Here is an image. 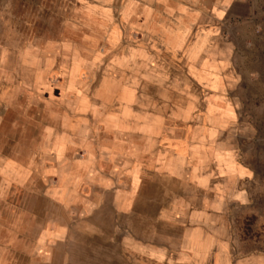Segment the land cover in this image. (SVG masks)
<instances>
[{
    "label": "rangeland",
    "instance_id": "obj_1",
    "mask_svg": "<svg viewBox=\"0 0 264 264\" xmlns=\"http://www.w3.org/2000/svg\"><path fill=\"white\" fill-rule=\"evenodd\" d=\"M147 2L0 0V264H110L92 246L99 229L112 230L127 216L112 208L109 188L88 194L80 147L56 155L50 142L135 105L122 87L167 123L187 122L189 142L212 100L213 157H234L242 168L228 178L241 200L214 217L229 225L234 253L223 260L264 264V0H170L160 14L159 4ZM148 15L168 32L152 33ZM181 19L180 49L163 47L160 40L170 42ZM197 38L207 48L193 53ZM142 177L138 219L164 214L147 207L172 201L171 192L202 198L182 179ZM83 197L92 209L82 208ZM52 223L67 229L68 246L65 238L53 251L37 244ZM124 258L122 264H156Z\"/></svg>",
    "mask_w": 264,
    "mask_h": 264
},
{
    "label": "crops",
    "instance_id": "obj_2",
    "mask_svg": "<svg viewBox=\"0 0 264 264\" xmlns=\"http://www.w3.org/2000/svg\"><path fill=\"white\" fill-rule=\"evenodd\" d=\"M147 1L152 6L160 5L154 9L158 14L171 3L170 0ZM148 18L147 23L150 22L152 26L151 32H168L163 27L161 30V25L155 24L151 16L148 15ZM178 24L179 31L175 30L177 32L170 42L160 40L163 47L172 51L180 49L181 37L186 28L184 19ZM201 32L202 30L199 35ZM205 42L197 38L191 48L193 53L203 47L206 49ZM118 86H115L116 89ZM121 93L129 96L135 105L122 106L114 113L99 117L98 121L82 125L81 135L66 132L61 137L57 135L51 138L50 142L56 155L58 150L68 151L70 147H80L83 157L81 177L91 184L88 194L109 188L113 193L112 208L120 215L127 216L118 222H112V230L99 229L97 242L92 249L108 259L110 264H122L125 256L156 264H225L223 259L234 253L231 250L232 244L228 241L229 225L226 220L214 217L226 212L233 200H241L242 193L233 190L229 179L240 176L238 171L242 168L235 165L234 157H213L212 100H208L210 103L207 101L200 114L201 122L195 125L196 133L189 142L187 132L190 125L187 122H174L171 125L156 107L137 104L138 97L134 90L122 87ZM185 110V107L179 108L176 115ZM172 113L175 114V110ZM203 119L206 120L204 123ZM206 129L209 131L206 132ZM225 171L234 174L226 175ZM144 174L161 178L162 184L166 180L182 179L186 186L193 187L202 198L190 201L186 191L171 192L172 201H157L156 205L147 207L163 210L164 214L155 218L138 219V185ZM110 178L114 182H108ZM163 187L158 192L164 193L166 190ZM93 196L95 199V194ZM82 200V208H93L94 203L90 199L85 200L83 197ZM166 210H171L169 215ZM76 221L91 225L89 219L81 218ZM139 225L146 228L140 231L137 228ZM163 226L170 228L162 230ZM63 238L68 246L71 239L67 229L52 223L40 230L36 241L41 247L48 246L53 251V244H58ZM81 248L86 249L85 245Z\"/></svg>",
    "mask_w": 264,
    "mask_h": 264
}]
</instances>
